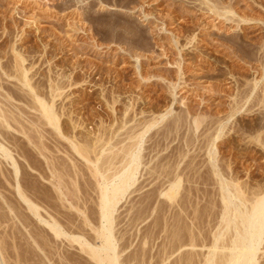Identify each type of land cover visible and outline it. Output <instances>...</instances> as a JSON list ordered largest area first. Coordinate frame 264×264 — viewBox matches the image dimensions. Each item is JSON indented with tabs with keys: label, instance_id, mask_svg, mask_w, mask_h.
<instances>
[{
	"label": "rangeland",
	"instance_id": "1",
	"mask_svg": "<svg viewBox=\"0 0 264 264\" xmlns=\"http://www.w3.org/2000/svg\"><path fill=\"white\" fill-rule=\"evenodd\" d=\"M257 1L237 7H251L263 19L264 4ZM202 12L188 0H0V99L1 109L9 112L8 126L0 124V142L12 156L8 161L0 155V264H99L74 238L102 245L96 232L104 181L94 165L77 156L72 140L91 150L94 163L103 157L99 164L113 176L124 166L125 154L119 151L134 147L135 134L154 119L158 126L142 142L137 183L113 216L120 263L207 264L218 234H226L221 248L230 244L216 170L242 185L248 198L264 186V148L249 142L264 135L259 129L264 108L251 103L255 93L264 94V81L254 71L260 56L253 57L261 54L264 35L249 31L251 51L257 53L249 57L233 40L235 25L220 24L224 35L213 39L198 28L192 35L203 42L208 58L183 60L174 40L187 51L186 32L204 18ZM17 58L25 60L39 94L52 98L68 139L42 124L29 106V89L14 78L20 73ZM252 79H258L259 88L251 96ZM249 88L248 103L234 105L236 95ZM232 106L244 109L238 113ZM220 122L226 126L217 139ZM51 224L68 237H58ZM261 251L258 264H264V244Z\"/></svg>",
	"mask_w": 264,
	"mask_h": 264
},
{
	"label": "bare ground",
	"instance_id": "2",
	"mask_svg": "<svg viewBox=\"0 0 264 264\" xmlns=\"http://www.w3.org/2000/svg\"><path fill=\"white\" fill-rule=\"evenodd\" d=\"M190 4H195L196 6L200 7V10H202L203 12V16L204 18H202L200 21H198V23H196V25L192 28V29H188V31L186 32V36L185 38H187L188 40V44L186 45V47L189 49L187 51H183L182 47H179V41L178 40H174V44L176 46V49L178 51V56L179 58H189V56H191L192 58H196V57H202L204 56V52H203V47H202V41L199 40L197 42V36L193 34V31L195 32L196 29L200 28L199 30L205 31V33L210 34V36H219V34H223V27H220L219 25H235L236 29L238 30V32L236 33V35H233V40L236 42L237 45H239L240 47V51L242 54H246L250 55L249 57L253 56L255 54H257L256 52H253V50L251 51V43L252 40L254 38L250 37V30L253 32H259L261 31V34L264 35V18H256L253 13V10H251V7H249V9L251 10H245V11H240L241 8H238L240 5V2H244V0H188ZM246 1V0H245ZM261 5L264 4V0H259ZM257 1V2H259ZM253 3V2H252ZM37 4V3H36ZM41 4V3H40ZM38 2V5H40ZM242 4V3H241ZM255 5V4H254ZM45 6V5H43ZM238 6V7H237ZM42 7V6H40ZM188 7V6H187ZM191 7V6H190ZM263 7V6H262ZM44 8V7H43ZM46 8V7H45ZM195 8V7H194ZM255 8V7H254ZM258 8V7H257ZM198 9V8H197ZM256 11V9H254ZM258 11V10H257ZM261 12V10H260ZM262 13V12H261ZM194 22V21H193ZM193 24V23H192ZM249 27V28H248ZM164 28V27H162ZM228 28V27H227ZM159 29V28H158ZM161 29V28H160ZM226 29V27H225ZM211 31V32H208ZM218 32V33H215ZM225 33V32H224ZM179 34V33H178ZM214 34V35H212ZM185 35V34H184ZM224 35V34H223ZM222 35V36H223ZM260 35V34H259ZM262 35V36H263ZM183 36V35H182ZM221 36V35H220ZM221 36V37H222ZM261 36V35H260ZM203 37V36H202ZM231 37V36H230ZM219 38V37H218ZM217 38V39H218ZM259 38V37H258ZM257 38V39H258ZM162 39V38H161ZM175 39V38H174ZM181 39V37H180ZM197 39V40H196ZM213 39V37H212ZM211 39V40H212ZM216 39V38H215ZM225 39V38H224ZM261 39V38H259ZM186 40V41H187ZM223 40V38H222ZM232 40V39H231ZM264 38L262 37V40H258L259 41V55H254L255 56H260V58L257 60L259 61L260 65L259 67H257L254 71H256V74L259 75L260 79L259 82L261 83V80L264 81ZM216 41V40H215ZM219 41V40H218ZM221 41V40H220ZM219 41V42H220ZM224 41V40H223ZM255 41V40H254ZM208 42H209V38H208ZM206 42V43H208ZM218 42V43H219ZM257 42V40H256ZM213 43V41H212ZM217 43V41H216ZM172 44V42H171ZM253 44V43H252ZM208 45V44H207ZM213 45V44H212ZM258 46V44H256ZM191 46V47H190ZM214 46V45H213ZM217 46V45H216ZM221 46V45H220ZM250 46V48H249ZM208 48V46H207ZM171 49V48H170ZM175 49V48H174ZM185 49V48H184ZM213 50V49H212ZM255 51V50H254ZM193 52V53H192ZM235 52V51H234ZM238 53V52H237ZM236 53V55H238ZM250 53V54H249ZM246 55V56H247ZM164 56V55H163ZM176 56V55H175ZM239 56V55H238ZM20 57V56H19ZM205 57V56H204ZM208 57H205V59ZM257 59V57H255ZM190 59V58H189ZM240 59V58H239ZM249 59V58H247ZM253 59V58H251ZM18 60L16 63L18 64V62H20V67L18 65V67L16 69V71L20 72H16L18 73L17 76H15L14 74V78H17V80L23 85V87H26L29 89L30 93H27L26 91V96H28L29 98L31 97L32 99V104L29 103V106H31V108L33 110L38 111V113L41 115L40 117V121L42 124H46L47 127L50 126L52 128H54V131L60 132L59 134L61 136L64 137V135H62V131H61V120H60V115L58 116L57 111L55 110L54 104H52L51 100H47V98H43L40 94L38 89H36L34 87V85L32 84V80L29 77V72L28 70L25 69L24 67V61L23 59L20 60V58L16 59ZM184 60V59H183ZM182 60V61H183ZM193 60V59H192ZM254 60V59H253ZM1 61V60H0ZM175 61V60H174ZM181 61V62H182ZM256 61V60H254ZM188 62V61H187ZM202 62V61H201ZM213 62V61H211ZM210 62V63H211ZM216 62V61H215ZM214 62V63H215ZM218 62V60H217ZM1 64L3 62H0ZM176 63V62H175ZM248 63V62H247ZM256 63V62H255ZM170 64V63H169ZM3 66V65H2ZM10 66V65H9ZM4 67V66H3ZM182 67V66H180ZM256 67V66H255ZM1 68V66H0ZM252 68V66L250 67V69ZM254 68V67H253ZM252 68V69H253ZM204 69V67H203ZM239 69V68H238ZM11 70V69H10ZM209 70V69H208ZM4 71V70H3ZM212 71V70H211ZM251 71V70H250ZM6 72V71H5ZM4 72V75L6 74ZM8 72V71H7ZM10 72V71H9ZM213 72V71H212ZM220 72V71H219ZM235 72V71H234ZM14 73V72H13ZM246 73V72H245ZM249 73V72H248ZM9 74V73H8ZM6 74L7 76H10ZM210 74V72H209ZM223 74V71H222ZM229 74V73H228ZM236 74V73H235ZM255 74V75H256ZM231 75V74H230ZM246 75V74H244ZM226 76V75H225ZM247 76V75H246ZM253 76V75H252ZM251 76V77H252ZM10 77H13L10 76ZM231 77V76H230ZM245 77V76H244ZM5 78V77H4ZM247 78V77H246ZM249 81V79H248ZM248 81H246L248 83ZM253 79L250 81L252 82ZM255 81V83H254ZM253 81V85L254 87H252V89L254 88V90H252L251 88L244 90L243 92H239V94L236 95V99L233 100L235 102L234 105H237L242 101L243 103L244 100L249 99V96L253 95V93H255L257 91V88H259V83H258V79H254ZM180 84V83H179ZM252 84V83H251ZM263 84V82H262ZM39 85V84H38ZM252 85V86H253ZM52 86V84H51ZM60 86V85H59ZM58 86V87H59ZM177 86V85H176ZM247 86V85H246ZM264 86V85H263ZM2 86H0L1 88ZM48 87V86H47ZM53 87V86H52ZM251 87V86H249ZM6 88V87H5ZM60 88V87H59ZM173 88V87H172ZM199 88V87H198ZM248 88V87H247ZM177 89V88H175ZM174 89V90H175ZM200 89V88H199ZM252 91H251V90ZM264 89V88H263ZM262 89V90H263ZM40 90V89H39ZM55 90V88H54ZM52 90V91H54ZM57 90H60L57 88ZM172 90V89H171ZM173 90V91H174ZM241 90V89H240ZM247 90L249 92L252 93L250 95H248ZM260 90V89H259ZM1 91V90H0ZM28 91V90H27ZM41 91V90H40ZM51 91V90H50ZM176 91V90H175ZM239 91V90H237ZM264 91V90H263ZM24 92V93H25ZM47 92V91H46ZM56 92V91H55ZM58 92V91H57ZM56 92V94H57ZM249 92V93H250ZM259 92V91H258ZM11 93V92H9ZM13 93V92H12ZM49 93V92H48ZM51 93V92H50ZM59 93V92H58ZM248 95V97L243 96V94ZM262 93V92H261ZM264 93V92H263ZM52 94V93H51ZM55 94V93H53ZM255 97L253 98V100L251 101V103L253 104V108H255L256 106H260L262 107V109L264 108V94L260 95L259 93H255ZM45 95V94H44ZM47 95V94H46ZM45 95V97H46ZM58 96V95H57ZM231 97V96H230ZM4 98V96H3ZM2 98V99H3ZM50 98V97H49ZM56 97L53 96V101L55 100ZM232 98V97H231ZM235 98V97H234ZM5 99V98H4ZM233 99V98H232ZM1 100V99H0ZM9 100V99H8ZM58 100V99H57ZM240 100V101H239ZM7 101V98L6 100ZM3 101V103H5ZM13 101V100H12ZM30 101V100H29ZM51 103H50V102ZM58 102V101H57ZM205 102V101H204ZM56 103V102H53ZM203 103V101H202ZM248 103V102H247ZM246 103V104H247ZM250 103V104H251ZM25 104V103H24ZM0 124L4 125L6 124V126H8V113L6 115V111L4 112L1 108H2V100L0 101ZM6 105V103L4 104ZM238 105V106H239ZM245 105V104H244ZM244 105H240V106H244ZM10 106V105H9ZM238 106H234L235 108ZM13 107V106H12ZM233 107V106H232ZM233 107V111L235 110V108ZM4 108V107H3ZM6 108V107H5ZM10 109V108H9ZM239 108H236V112H238ZM242 109H244V107L241 109H239V111H243ZM231 110V111H232ZM252 110V108H251ZM232 111V112H233ZM234 111V112H235ZM13 112V111H12ZM22 113V112H21ZM231 113V112H230ZM239 113V112H238ZM235 115V113H233ZM23 115V114H22ZM37 115V114H36ZM9 116V115H8ZM263 119H261L262 124H260L259 129H264V113H263ZM12 117V116H11ZM15 117V116H14ZM165 116H162L161 119L163 120ZM183 117V116H182ZM232 117V116H231ZM39 118V117H38ZM160 118V117H159ZM11 119V118H9ZM181 119V118H179ZM193 119V118H192ZM26 120V119H25ZM156 119H154L152 122L150 121V123L146 124L143 132L139 133L137 136L135 134L136 140L138 141L137 144H135L134 147H130L128 149H123V151H119L121 152L120 154L124 155V166L122 168V170L120 172H118L117 174L114 173L113 176H108L106 175L107 173H105V169L103 170V165H100L99 163L103 161V157L102 160L98 163H94L93 161H91V158L89 157L91 150H88V147L86 148V146L82 147L80 145H77L76 143H74V141L72 140V147L75 152L78 154H76L77 156H81L82 160L87 161V164H91L94 165L95 168V173L97 174H101L102 175V179H103V186H99L100 188V212H101V226L99 228V231H97L96 233H98V235L101 237V239H103V243L100 247H92V245H83V240H81L79 237L74 238L76 242L80 243V245L86 246V250L88 252V254L91 256V258L93 260H95L97 263L99 264H122L120 263V258H119V253H117V249H116V244H115V238L113 236V225H114V220H113V216L116 212V209L118 207V205L120 204V202L123 200V198L128 194V192L130 191V189L137 183V174H138V170L140 168L141 165V161H142V142L144 141V136L149 133L153 128H155L156 126H158V121H155ZM159 120V119H158ZM166 120V119H165ZM184 120V119H183ZM198 120V119H197ZM197 120L194 121L198 122ZM34 121V120H33ZM160 121V120H159ZM181 121V120H180ZM74 122V121H73ZM175 122V121H174ZM179 122V120H178ZM29 123V122H28ZM161 123V122H160ZM223 123V122H222ZM220 122V125L218 123V127L220 128V132H218L219 136H217V139H220L222 136V130L224 129L223 127H225L226 125L222 124ZM74 124V123H73ZM199 124V122H198ZM197 124V125H198ZM32 125V123H31ZM37 125V124H34ZM39 125V124H38ZM63 125V124H62ZM76 125V124H75ZM171 125V124H170ZM196 125V123H195ZM224 125V126H223ZM42 126V125H40ZM10 127V125H9ZM35 127V126H34ZM79 127V126H78ZM198 127V126H197ZM258 127V126H257ZM39 128V127H38ZM254 128V127H253ZM75 129V128H74ZM40 130V129H39ZM42 130V129H41ZM63 130V129H62ZM251 130V128H250ZM37 131V130H36ZM69 131V130H67ZM65 130V132H67ZM218 131V130H217ZM27 132V131H26ZM56 132V133H57ZM5 133V132H4ZM7 133V132H6ZM51 133V132H50ZM55 133V132H54ZM69 133V132H67ZM73 133V132H72ZM71 133V134H72ZM30 134V133H29ZM58 134V135H59ZM70 134V133H69ZM70 134V135H71ZM257 134V133H256ZM57 135V136H58ZM58 136L59 138L61 136ZM68 135V134H67ZM253 135V134H252ZM27 136V135H26ZM30 136V135H29ZM28 136V137H29ZM257 136V135H256ZM264 136V135H263ZM253 137L251 138V140L249 141L250 144L254 145V144H261L260 147L264 148V137ZM5 137V136H4ZM41 137V136H40ZM62 137V138H63ZM66 137V136H65ZM64 137V140H65ZM71 136L70 138L72 139ZM251 137V136H250ZM3 138V137H2ZM8 138V137H7ZM6 138V139H7ZM51 138V137H50ZM57 138V137H56ZM58 138V139H59ZM67 138V137H66ZM75 138V137H74ZM68 139V138H67ZM70 139V140H71ZM2 140V139H1ZM76 140V139H74ZM4 141V140H3ZM41 141V139H40ZM69 141V140H68ZM33 142V141H32ZM43 142V141H42ZM78 142V141H77ZM7 143V142H6ZM80 143V142H79ZM48 144V143H47ZM249 144V143H248ZM35 145V144H34ZM45 145V144H44ZM43 146V144H42ZM39 147V146H38ZM249 147V146H248ZM251 147V146H250ZM249 147V148H250ZM253 147H258V146H253ZM259 147V148H260ZM41 149V148H40ZM39 149V150H40ZM43 149V148H42ZM47 149V148H46ZM45 150V149H44ZM59 150V149H58ZM72 150V149H71ZM263 150V149H261ZM42 151V150H41ZM105 151V150H104ZM108 151V150H107ZM45 152V151H44ZM106 152V151H105ZM104 152V153H105ZM109 152V151H108ZM111 152V151H110ZM209 152V151H208ZM11 152L8 151V149L3 145V143L1 144L0 142V155L3 156L5 159H7L8 161L10 159H12V156L10 154ZM40 153V151H39ZM60 153V152H58ZM66 153V152H65ZM68 153V152H67ZM73 153V152H72ZM103 153V151H102ZM212 153V152H211ZM43 154V153H42ZM119 154V153H118ZM210 154V152H209ZM44 155H46L44 153ZM68 155V154H67ZM73 155V154H72ZM42 156V155H41ZM65 156V155H64ZM69 156L71 157V154H69ZM68 156V157H69ZM97 156V155H96ZM107 155L104 154V157H106ZM110 156V154L108 155ZM113 156V155H112ZM216 156V155H215ZM44 157V156H43ZM47 157V155H46ZM45 159H48L46 158ZM74 157V156H73ZM2 158V157H1ZM111 158V157H110ZM109 158V159H110ZM97 159V158H96ZM106 159H108L106 157ZM112 159V158H111ZM51 160V159H50ZM70 160H74V159H70ZM69 160V161H70ZM105 160V159H104ZM214 160V159H213ZM12 161V160H11ZM49 161V160H46ZM108 161V160H107ZM106 161V163H108ZM50 162V161H49ZM73 161H71L72 163ZM5 163V162H3ZM47 163V162H46ZM75 163V162H74ZM85 163V162H84ZM13 167L14 169H16V174L18 168L16 167V163L14 165V160H13ZM109 164H110V160H109ZM123 164V162H122ZM49 165V164H48ZM69 165V164H68ZM71 165V164H70ZM75 165V164H73ZM46 166V165H45ZM50 166V165H49ZM77 166V165H76ZM53 167V165H52ZM55 167V166H54ZM73 167V166H72ZM75 167V166H74ZM216 167V166H215ZM50 169V167H48ZM63 168V167H62ZM77 168V167H76ZM56 169L58 170V168L56 167ZM20 170V169H19ZM53 170V169H52ZM51 171V170H50ZM56 171V170H54ZM60 171V170H58ZM93 170H91L92 172ZM62 172V171H61ZM107 172V171H106ZM51 173V172H50ZM55 173V172H54ZM15 174V175H16ZM57 174V173H56ZM61 174V173H58ZM96 174V175H97ZM19 175V174H18ZM95 175V174H94ZM216 175L218 176V182H219V186L221 188V193H222V201H223V214H222V222H223V229L232 235L231 237V242L228 246H223L222 248L219 246L220 242L224 241V238L226 236L225 233H220L216 236V244L215 247L213 248V250L210 252L208 258H207V264H258V259L260 257V254H262L261 251V247L264 244V186H262V188L260 187V189L258 188V190H254L251 193V197L248 198L247 197V193L244 192V188L242 187V185L234 183V182H229L227 180H225L224 178H222V176H220V172H218V170H216ZM70 176V175H69ZM55 177V176H53ZM61 177V176H58ZM62 177L64 178L65 176L62 175ZM62 178V179H63ZM61 179V180H62ZM53 180V179H52ZM55 180V179H54ZM60 180V181H61ZM64 181V180H63ZM54 182V181H53ZM59 182V181H58ZM58 182H54L58 183ZM60 183V182H59ZM53 185V184H52ZM219 188V189H220ZM57 189V188H56ZM59 191V190H58ZM62 194V193H61ZM26 198V197H25ZM29 200V199H27ZM33 203V202H32ZM28 201L27 205H30L29 207L31 208V210L35 213L36 216L40 217V215L38 214V207H34L32 204ZM38 211V212H37ZM48 223V222H47ZM50 224V223H48ZM50 228L53 230V232L58 236V237H63V236H67L65 233H63L61 230V228L57 225V224H51L49 225ZM68 237V236H67ZM86 242V241H85ZM84 250V249H83ZM219 252V253H218ZM216 259H218L217 261H215ZM214 261V262H213Z\"/></svg>",
	"mask_w": 264,
	"mask_h": 264
}]
</instances>
